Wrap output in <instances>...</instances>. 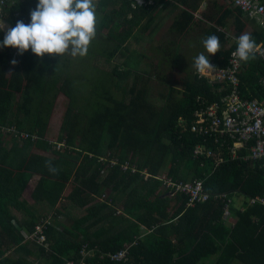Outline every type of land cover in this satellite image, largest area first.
I'll use <instances>...</instances> for the list:
<instances>
[{
  "label": "trees",
  "instance_id": "trees-1",
  "mask_svg": "<svg viewBox=\"0 0 264 264\" xmlns=\"http://www.w3.org/2000/svg\"><path fill=\"white\" fill-rule=\"evenodd\" d=\"M204 1L162 0L157 7L132 9L127 0H98L97 34L106 31V36L94 39L99 42L95 44L97 49L89 48L88 54L99 52L109 61L124 55L136 31L151 33L162 13L172 14L178 9L170 32L186 36ZM37 3L4 0L2 18L12 27L18 20L30 23V11ZM210 13H205V18L203 15L211 23L206 36L217 35L221 44L210 61L217 67H227L237 45L225 49L223 31L232 19L234 38H238L245 33L248 19L232 0ZM4 35L0 31V42ZM251 36L257 44H264V32L256 31ZM131 55L136 57L124 61L122 69L115 66L92 86L86 106L80 110L77 77L67 69L70 56L66 59L46 54L41 59L30 49L21 56L14 48H0V127H15L31 136L19 142L0 133V264H27L24 258L10 256L12 249L15 254L34 253L44 264H66L68 260L78 261L85 246L98 249L86 264H121L100 255L115 253L132 242L136 244L128 252L130 264H264V206L248 203V199L264 195V167L233 160L229 154L218 167L214 159L193 157V150L201 144L190 130L199 108L197 98L216 101L220 96L217 89L195 72L185 80L181 97L175 98L171 88L168 95L153 102L147 88L136 87L137 80H145L137 72L143 57ZM12 60L17 63L13 65ZM113 78L117 79L115 88L121 89L120 98L109 90ZM130 79L133 84H126ZM263 79L264 62L258 56L243 62V98L262 100ZM60 93L69 102L61 135L53 143L45 135ZM62 142L65 148L56 151L54 148ZM108 154L119 163L129 161L153 175L168 171L177 180L201 179L212 196L238 194L247 200L242 209L230 207V218H236V225H230L224 219L221 201L211 199L188 207L185 196L159 192V180L144 181L122 173L117 165L105 167L99 163V158ZM46 162L57 169L55 174L48 171ZM34 177L39 180L30 204L24 195ZM105 194L107 199L99 201ZM58 205L65 212L74 206L81 216L66 225L60 221L63 214ZM44 207L51 210L54 222L46 233L48 251L25 243L21 232H33L43 219Z\"/></svg>",
  "mask_w": 264,
  "mask_h": 264
},
{
  "label": "built area",
  "instance_id": "built-area-1",
  "mask_svg": "<svg viewBox=\"0 0 264 264\" xmlns=\"http://www.w3.org/2000/svg\"><path fill=\"white\" fill-rule=\"evenodd\" d=\"M132 9L157 7L162 0H127ZM171 0H166L169 2ZM233 6L242 11L249 20L255 21L259 29L264 32V0H232ZM4 5V3H3ZM3 5H0V17L3 14ZM256 56L264 62V44H257ZM236 50L233 49L232 53ZM213 64V63H212ZM215 76H197L206 78L208 83L217 89L220 94L216 101L198 97L199 108L194 113L191 133L201 140V144L193 150V157L197 160L214 159L218 167L225 162L226 154L233 160L252 161L264 167V97L259 99H245L241 91V74L243 73V62L237 57L229 55L227 67H217ZM264 93V79L261 81ZM0 133L7 138L19 142L31 138L28 133L18 131L15 127L1 128ZM35 141L36 137H32ZM65 142L59 143L54 148L62 151ZM244 151L246 154H244ZM99 163L105 167L118 166L122 173L136 175L144 181L159 180L161 189L169 195L180 194L188 199L187 206L194 207L196 204L206 203L211 199L223 203L224 219L230 222V207L234 204V197L227 194L210 195L204 189V181L196 179L192 181L177 180L168 171L157 175L151 174L147 169H139L129 161H119L109 156L99 158ZM102 199H107L105 194ZM251 206H264V195L249 199ZM234 225V224H233ZM236 225V223H235ZM54 227L51 217L40 220L33 232H21L25 236V243H35L50 250V243L47 242L46 233ZM136 242L128 243L115 253H101V259L110 258V261L121 264H130L128 260L129 249ZM98 249L89 250L86 246L81 251V258L78 261L68 260L66 264H86L88 257H95Z\"/></svg>",
  "mask_w": 264,
  "mask_h": 264
},
{
  "label": "rangeland",
  "instance_id": "rangeland-1",
  "mask_svg": "<svg viewBox=\"0 0 264 264\" xmlns=\"http://www.w3.org/2000/svg\"><path fill=\"white\" fill-rule=\"evenodd\" d=\"M212 4L216 6L213 10L211 7ZM218 6H221L218 0L209 1L207 7L208 9L205 13H214ZM209 8H211L212 11ZM177 14L178 10L174 11L172 14L169 12L162 13L149 30L151 33L136 31V33H134L127 43V50L125 51V54L116 55L110 61L107 60L106 57L102 56L99 52H94L92 55L87 54L83 58H73L70 55L62 56L66 59L68 56L71 57V61L67 63V69L70 68L69 72L73 74L71 75L73 77H77L76 84L78 95H80L77 109H84L87 100L90 97L93 88L92 86H94V84L97 82H100L102 80L101 77L110 74L111 70L115 66L122 69V63L129 57H136L131 55L135 53L143 57V59H141V64H139L137 67V72L139 74H143L145 79L143 82H139L137 80L136 87L143 86L147 88L150 95V100L153 102H158L163 96L168 95L169 91H171V88H174L175 90L173 93L175 98L181 97V93L184 91L185 80L193 76V74L196 72L192 67L194 58L201 52H204L205 55H207L201 41L202 38L206 37V31H208L211 23H207L204 19L197 18L196 20L200 22H198V24L195 25L186 36H177L170 32L171 26ZM202 15H204L205 18V14ZM2 20L6 26L5 30L3 31L5 33L7 31V27L11 26V24L0 17V21ZM193 24H196V22ZM228 30L232 29H227V31ZM224 33L227 39V34L229 33ZM105 36L106 31H103L96 35L95 40L104 39L103 37ZM98 43L99 42L93 40L91 42L90 48H92L93 51H96L97 48L95 44ZM232 44L233 40L228 41L227 39L225 49L232 47ZM213 56L214 55L210 56L209 59H212ZM113 79V84L110 85L109 90L112 91V94L116 98H120L122 95L121 89L115 88L117 79ZM126 84L132 85L133 80L130 79L126 82ZM103 89L104 88H102V90ZM68 102L69 100L67 96H65L63 93H60L53 109L51 121L48 123V134L46 132V137H48V140L53 143L58 142V138L61 135V127ZM36 180L37 179H35V181ZM33 187L34 183L32 184V187L28 189L27 194L25 195L27 198H30ZM159 192L169 195L167 192H164L161 187L159 188ZM240 199L243 201V203L247 200V198L244 196L236 194V196H234L233 206L237 208L240 204ZM98 200L101 201L106 199ZM58 208L62 210L61 205H58ZM43 212V218L50 216L52 213L51 210H47L46 207H44ZM62 214L64 218H62L60 221L66 225L68 222L70 223L71 219H77L81 216L80 210L71 205L69 206V209L66 210V212L65 210H62ZM37 258L38 261H35L37 264H44L39 257Z\"/></svg>",
  "mask_w": 264,
  "mask_h": 264
},
{
  "label": "clouds",
  "instance_id": "clouds-1",
  "mask_svg": "<svg viewBox=\"0 0 264 264\" xmlns=\"http://www.w3.org/2000/svg\"><path fill=\"white\" fill-rule=\"evenodd\" d=\"M3 3L4 0H0V5ZM97 9L98 0H38L35 9L30 11V23L18 20L14 27H7L0 48H14L21 56L30 49L41 59L46 54L83 58L97 35ZM5 27L3 20L0 21V31ZM234 39L237 45L232 53L234 57L244 63L255 59L258 45L250 34L242 33ZM201 42L207 55L199 53L192 67L201 76H215L217 69L209 57L220 51V39L212 34ZM11 63L15 65L17 61ZM45 167L52 174L57 172L50 162H46Z\"/></svg>",
  "mask_w": 264,
  "mask_h": 264
},
{
  "label": "crops",
  "instance_id": "crops-1",
  "mask_svg": "<svg viewBox=\"0 0 264 264\" xmlns=\"http://www.w3.org/2000/svg\"><path fill=\"white\" fill-rule=\"evenodd\" d=\"M209 1H211V0H205L204 2H203V4L201 5V7H200V9H199V11H197V13H196V19L197 18H199V19H203V15L202 14H205V12L207 11V7H208V3H209ZM219 1V3H220V5L221 6H218L217 7V10H215V12H217V11H219V10H221V7L222 6H225V4H226V2H227V0H218ZM212 10L216 7L214 4H212ZM206 8V9H205ZM210 10H211V8H209ZM211 10V11H212ZM180 13V9H178V14ZM222 13V12H221ZM246 18V17H245ZM195 19V21H194V23L196 22V24L195 25H197L198 24V22H200V21H197ZM246 19H248V18H246ZM247 21V20H246ZM194 25V26H195ZM193 26V27H194ZM227 29H232V30H228L227 31ZM227 29L225 30V31H223V33L224 32H226V33H229V34H227V39H228V41H230V40H233V44L232 45H235L236 44V40L234 39V36H235V25H234V23H233V20L232 19H230L229 20V22H228V25H227ZM256 31H261L260 29H259V26H258V24L255 22V21H253V20H249L248 19V24H247V26H246V30H245V33H248V34H252V33H254V32H256ZM230 33H232V34H230ZM233 47V46H232ZM47 132V134H48V131H46ZM45 139L47 140V141H50V140H48V137H46V135H45ZM35 179H37L36 181H35ZM38 180H39V177H34L33 179H32V181L30 182V185H29V187H28V189L30 188V187H32V184L34 183V187L32 188V191H31V194H32V192H33V190H34V188H35V186H36V184H37V182H38ZM35 181V182H34ZM28 189H27V191H28ZM27 191H26V193H25V195L27 194ZM24 195V197H25V199L30 203V204H33V201H32V199H31V196H30V198H27L26 196ZM240 204L238 205V207L237 208H239V209H242V207H243V201H241V199H240ZM248 203H249V199H248ZM234 205V204H233ZM250 205V204H249ZM233 207V206H232ZM64 214V213H63ZM48 217H50V216H48ZM66 217V216H65ZM62 218H64L63 216L60 218V220L62 219ZM236 218H234V216H233V218H230V222H232V224H230V225H235V223H236V220H235ZM227 224H229L228 222H226ZM143 231L145 232V233H149L145 228L143 229ZM145 235V234H144ZM144 235L142 236V237H144ZM15 250L14 249H12V250H10V256H13V258H15L16 260L17 259H19V258H24L25 259V262L27 263V264H37L35 261H38V258H37V256L33 253L32 255H28V253H21V254H15V252H14ZM210 263V262H209Z\"/></svg>",
  "mask_w": 264,
  "mask_h": 264
}]
</instances>
